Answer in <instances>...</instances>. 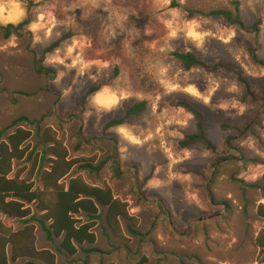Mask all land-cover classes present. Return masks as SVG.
I'll use <instances>...</instances> for the list:
<instances>
[{
	"label": "rangeland",
	"instance_id": "374dc122",
	"mask_svg": "<svg viewBox=\"0 0 264 264\" xmlns=\"http://www.w3.org/2000/svg\"><path fill=\"white\" fill-rule=\"evenodd\" d=\"M26 1L17 0L23 16L12 22L6 21L7 12L0 13V24L19 23ZM33 1V24L41 28L33 31L32 24L22 38L4 39L0 33V130L20 117L43 118L41 129L53 128L73 157L108 160L99 174L76 170L73 175L110 186L128 203L144 234L132 236L122 220L124 239H119L102 220L95 229L94 248L100 253L87 256L80 250L71 258L58 252L57 264H264V249L257 244L264 230L257 212L264 205V190L250 187H264V68L249 51L257 48L264 61V0H237L248 29L262 20L258 34L208 15L233 10V0ZM189 10L198 14L192 17ZM69 33L72 37L46 56L44 65L55 75L38 74L36 58ZM175 52L232 67L248 80L257 101L243 100L236 73L186 70ZM105 87L119 100L111 110L94 103ZM91 88L100 90L88 95ZM143 102L147 108L141 115L105 130L108 122L124 118L131 106ZM182 102L204 113L218 158L203 144L182 145L197 130L196 118ZM223 125L245 131L238 135ZM17 127L32 130L31 147L42 157L34 126L20 123L6 136ZM229 136L233 139L227 147ZM115 150L120 178L113 172ZM217 159L223 161L215 165ZM22 167L28 169L30 163L16 162V170ZM6 224L22 227L11 219ZM38 229L39 246L56 250L61 240L51 243L40 225ZM28 263L43 264H15Z\"/></svg>",
	"mask_w": 264,
	"mask_h": 264
},
{
	"label": "trees",
	"instance_id": "16d2710c",
	"mask_svg": "<svg viewBox=\"0 0 264 264\" xmlns=\"http://www.w3.org/2000/svg\"><path fill=\"white\" fill-rule=\"evenodd\" d=\"M174 3L176 4V0ZM36 6L33 0H27L25 16L19 23L0 24V33L3 38L10 39L13 36L22 38L26 33H29V27L34 22V8ZM232 6L233 10H216L208 15L222 17L230 25L237 26L243 31L258 34L262 20L259 19L248 29L242 19L240 2L233 0ZM188 12L192 17L198 14L192 10ZM71 37V33L65 35L46 48L40 57L36 58L35 70L38 74L51 75L52 77L55 75L53 69L44 65L46 56L54 52L64 40ZM257 50L255 47L249 48L251 59L256 65L264 68V61L258 57ZM173 56L186 70L202 68L214 72L224 69L236 73L238 81L243 87V100L257 101L248 80L232 67L221 63L210 65L192 52H175ZM262 89L264 92V82ZM99 90V88H91L88 95L95 94ZM181 106L191 112L197 122L196 132L187 136L182 145L189 148L196 144H203L209 152L217 156V149L207 135L204 113L189 102H182ZM146 108V102L131 106L124 118L108 122L105 125V130L124 125L127 118L141 115ZM42 120L43 118L30 120L27 117H20L14 120L9 127L0 130V264H15L21 259L40 261L44 264H56L55 253L50 250L36 249V223L41 225L49 241L54 242L56 239H61L58 251H64L70 257H75L80 250L86 255L100 253L96 248L84 249L83 245L93 246L96 244L97 236L94 230L102 220L105 221L107 228L116 238L124 239L122 220L128 222V230L132 236H144L137 229L138 219L129 213L128 203L116 197L111 187L90 185L81 176L69 177L75 167L79 171L99 174L108 160L97 163L96 157L70 158V152L64 139L59 137L51 127L42 130ZM23 122L34 126L40 135V143L43 147L42 157L35 156V151L31 147L32 130L17 127L14 132L6 136L10 128H14ZM222 128L224 130L230 129L238 135H242L245 131L242 128L226 125H223ZM79 137L83 138L81 134ZM232 139V136L227 138V147L232 144ZM112 158L114 176L120 178L122 173L118 150H115ZM221 161L223 159H217L215 165ZM16 162L30 163V167L28 169L22 167L16 170ZM37 179L40 182V187L37 186ZM150 179L151 175L144 180V184ZM250 187L264 190V187L258 184H252ZM99 207H102L103 211ZM33 208L35 213H33ZM257 212L264 219V205H260ZM81 214L86 216V222L81 218ZM6 217L20 220L23 229L13 232L12 228L7 227L4 223ZM257 244L264 249V230L259 235ZM143 263L141 261L136 264Z\"/></svg>",
	"mask_w": 264,
	"mask_h": 264
},
{
	"label": "clouds",
	"instance_id": "9594fccd",
	"mask_svg": "<svg viewBox=\"0 0 264 264\" xmlns=\"http://www.w3.org/2000/svg\"><path fill=\"white\" fill-rule=\"evenodd\" d=\"M4 12L8 13L7 17L5 18L6 21H12V22H16L21 16L24 15L23 11L21 10V5L20 3L17 2V0H0V13H4ZM43 19L44 17L41 16L40 20ZM168 26L171 28L172 24L169 22ZM31 27L33 31H36L39 28H41L42 25L33 24ZM190 27H195V24L193 23L192 25H190ZM192 34L194 33H190V35ZM172 35L175 36L176 33L173 32ZM71 51L72 49H69L70 53ZM59 62L63 63L62 60H60ZM85 67H87V65H85ZM94 103L104 107L105 109L111 110L112 107H114L119 103V100L117 99L115 94L111 93L108 87H105L96 94V96L94 97ZM120 131L123 132L125 135H128V133L125 132L123 128H121Z\"/></svg>",
	"mask_w": 264,
	"mask_h": 264
},
{
	"label": "crops",
	"instance_id": "0c3cea01",
	"mask_svg": "<svg viewBox=\"0 0 264 264\" xmlns=\"http://www.w3.org/2000/svg\"><path fill=\"white\" fill-rule=\"evenodd\" d=\"M69 150V149H68ZM70 152V151H69ZM70 158H77V157H73L72 156V154H71V152H70ZM76 170H78L77 169V167H75L74 169H73V171L71 172V174L69 175V177H77V176H81L80 174H77V175H73L74 173H75V171ZM79 171V170H78ZM82 177V176H81ZM88 184H90V185H93V186H99V185H97V184H91V183H89L84 177H82ZM38 187H40L41 185H40V182H39V185H37ZM105 186V185H104ZM99 187H103V186H99ZM110 187V186H109ZM114 192V191H113ZM116 196V195H115ZM117 197V196H116ZM100 208V210L101 211H103V209H102V207H99ZM105 211V210H104ZM36 211H35V209L33 208V213H35ZM81 218L83 219V221L84 222H86L87 221V218H86V216L84 215V214H81ZM7 219H11V220H15V221H17L18 223H20L21 224V228L20 229H18V230H16V229H13L12 227H10V226H8L7 224H6V220ZM4 223H5V225L7 226V227H9V228H12V230H13V232H18V231H20V230H22L23 229V224L20 222V220H18V219H13V218H8V217H6L5 218V220H4ZM99 224H100V222H99ZM98 224V225H99ZM36 225V231H35V236H36V244H35V246H36V249L37 250H50L52 253H55L56 254V258H57V261H56V264L58 263V261H59V254H58V252L59 253H61V252H64V251H58V247L60 246V244H59V246L56 248V250H52V249H50V248H48V247H40L39 246V244H40V241H39V238H38V231H39V229H38V225H40L39 223H36L35 224ZM41 226V225H40ZM42 228V227H41ZM123 228V227H122ZM96 229V228H95ZM43 230V229H42ZM109 230V229H108ZM94 232H95V230H94ZM111 232V231H110ZM96 234V233H95ZM97 236V235H96ZM114 236V235H113ZM56 240H61V239H56ZM49 241V240H48ZM97 241H98V238H97ZM51 242V241H50ZM55 242V241H54ZM54 242H51V243H54ZM61 243V242H60ZM96 244H97V242H96ZM95 244V245H96ZM95 245H93V246H91V245H89V247H91V249H93L94 248V246ZM86 246H88V244H85V245H83V248L84 249H86L87 247ZM96 248V247H95ZM80 252V251H79ZM64 253H66V252H64ZM67 254V253H66ZM78 255V254H77ZM87 256H89V255H87ZM71 258H73V257H71ZM22 260H29V259H21V260H19V261H22ZM18 261V262H19ZM29 261H34V260H29ZM18 262H16V263H18ZM36 262H40V261H36ZM42 263V262H41ZM44 264V263H43Z\"/></svg>",
	"mask_w": 264,
	"mask_h": 264
}]
</instances>
